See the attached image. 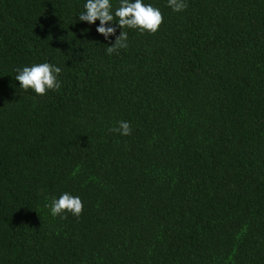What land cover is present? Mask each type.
<instances>
[{"label": "trees", "instance_id": "16d2710c", "mask_svg": "<svg viewBox=\"0 0 264 264\" xmlns=\"http://www.w3.org/2000/svg\"><path fill=\"white\" fill-rule=\"evenodd\" d=\"M85 2L0 0V264H264V0H146L112 54ZM45 61L61 89L20 88Z\"/></svg>", "mask_w": 264, "mask_h": 264}, {"label": "clouds", "instance_id": "9594fccd", "mask_svg": "<svg viewBox=\"0 0 264 264\" xmlns=\"http://www.w3.org/2000/svg\"><path fill=\"white\" fill-rule=\"evenodd\" d=\"M119 6L114 7L113 0H86L83 11L78 15L79 21L95 25L100 24L96 31L110 43L106 51L108 54L126 49L129 46L128 32L125 28L138 30L141 33H156L164 22V16L159 7L146 0H118ZM167 6L175 12H182L187 8V0H167ZM118 18V19H117ZM118 29L120 34L116 35ZM15 79L20 82V88L31 89L38 95H45L48 91H58L62 87V68L50 62H33L15 69ZM118 126L110 129L123 136L131 135L132 127L128 121H118ZM52 216H59L71 212L74 216L83 213L84 203L80 196L69 192L62 193L58 198H52L46 205Z\"/></svg>", "mask_w": 264, "mask_h": 264}]
</instances>
